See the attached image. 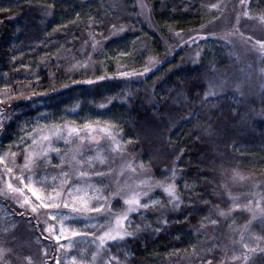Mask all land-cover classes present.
Wrapping results in <instances>:
<instances>
[{
	"label": "trees",
	"instance_id": "trees-1",
	"mask_svg": "<svg viewBox=\"0 0 264 264\" xmlns=\"http://www.w3.org/2000/svg\"><path fill=\"white\" fill-rule=\"evenodd\" d=\"M227 3L0 0L1 167L19 173L37 131L90 124L114 129L134 178L152 187L142 200L148 207L125 222L130 235L98 249L76 238L60 264H264V58L258 76L217 36L195 43L194 59L186 47L173 51L174 35L203 28ZM244 8L264 25V0ZM151 61L158 66L146 71ZM59 154L37 160L26 176L44 197L58 191ZM82 161L103 189L112 156L87 150ZM169 184L177 202L162 191ZM17 210L0 195V240L17 235L22 221L35 231L22 230L24 262L56 256L35 218ZM15 257L0 264H16Z\"/></svg>",
	"mask_w": 264,
	"mask_h": 264
},
{
	"label": "rangeland",
	"instance_id": "rangeland-1",
	"mask_svg": "<svg viewBox=\"0 0 264 264\" xmlns=\"http://www.w3.org/2000/svg\"><path fill=\"white\" fill-rule=\"evenodd\" d=\"M142 1L143 0H138L139 6ZM245 3L246 0H228L227 4L222 5L221 14L203 28L192 31L188 34L174 35L173 44H175V48L173 51L178 50L180 47H186V54H192L191 58L194 59L195 55H197V50L195 51L192 46L200 40L214 38L217 36L220 38L219 40L229 44L233 48L236 61L239 65L252 64V66L257 70V75H262L263 70L261 69L262 67L260 62L264 58V47H262V45H264V25L261 22L248 17L245 12L246 9L244 8ZM144 10H146V8H144ZM142 14L145 17L143 12ZM144 20L146 22V17ZM156 65L158 66V62L151 61L148 64L147 71H153ZM92 127L97 129L100 128L96 126ZM79 129H81L80 136L78 137L73 135L71 138H68L67 142H65L64 139L54 138L51 143V148L54 149L52 151L47 150L49 148V143L47 141L41 143L37 140L36 143H32L34 137H38L41 134H47V130L37 131L31 137L30 143L32 150L29 152L30 160H27L25 165L19 169V173L16 175L12 176L9 174L8 171L1 167L0 163V195L3 196L6 203L10 204L11 202L18 209L17 212L19 215L27 213L35 218V223L37 224L36 232L41 231L43 233L42 237L50 242L56 253V256L51 257V255H48L47 257L42 258L39 261L40 264H57V261H60L62 251H65L64 248L67 249L68 245L72 243V240L76 238L84 239V241L88 240L95 248H100L98 247L100 244L98 237L106 231L115 229L117 227L115 223L116 217L122 215L127 210L128 206L124 203V200L129 198L134 192H147L146 196H148L152 191V187L146 179L134 178L133 169L128 162L123 160V154L118 150L113 136L97 131L89 137L84 131V128ZM58 140H60L66 148H59L56 145V141ZM99 149L102 151H108V153L112 156L113 163L112 170L104 175V177H106V182L103 185V189H101L100 186H97L98 184L94 182L95 176L88 173L87 168L84 167L82 161L83 154L87 150L100 152L101 150ZM60 151H62V153H60ZM51 153H60L61 167L64 169V171H61L60 175L57 173L59 175L56 184L59 185L58 191L60 190L61 185H63L65 191L72 185H76L81 188L86 187L90 197L89 206L99 207L103 204L104 208L102 212H73L71 202L74 201L75 205L79 207L80 201L76 200L75 196L69 198L63 193L57 198V202L60 204L59 208L44 207L42 202L37 200L36 197L28 191V187L32 186L29 183H26L25 180L24 183L20 182L22 178L30 175L33 171L32 166H35V162L37 160L46 159L51 155ZM81 171L85 172L86 175L80 176ZM64 173H67V184L63 183L65 180ZM9 183L12 184L13 189H16L15 191L8 189L7 185ZM103 190L108 191V193L104 194L105 192L103 193ZM162 191L164 192V190ZM81 194L83 193L81 192ZM164 194L168 198V203L177 202V200L171 201V197H169L167 193L164 192ZM52 195L50 194L49 196ZM146 196L142 194L140 195L139 198L141 204H143L142 200ZM25 199L28 200L27 204L24 203ZM116 199L120 201L121 206L118 210H112L110 204ZM65 200H69V208H65L63 206ZM33 208L36 210L33 211ZM141 209H143V207L137 211ZM135 212H129L128 218ZM57 213L62 215L56 216L55 219H50L51 215H55ZM63 215L80 217L81 219H79V221H82L83 226L89 228L90 232L86 233V235L82 234L68 240L62 238L58 242L56 236L59 234L60 220ZM23 223L24 222L22 221L20 222L22 229L17 232V235L10 236V241L7 239L4 241L0 240V262L2 261V258L9 253H14L16 255V264H30L34 261V259H31L29 263H25L20 257V247H23L22 230L25 231V235L31 236L35 234L33 228L31 229L28 225L26 226ZM76 230L79 231V228H76ZM123 231L127 232L125 229V223ZM110 241L112 240H106L105 244ZM65 242L66 244H64ZM7 243L9 245H7ZM25 245L29 246L27 243H25ZM7 247H9V250ZM43 248L49 249L50 247L44 246ZM53 257H55L54 260Z\"/></svg>",
	"mask_w": 264,
	"mask_h": 264
},
{
	"label": "snow or ice",
	"instance_id": "snow-or-ice-1",
	"mask_svg": "<svg viewBox=\"0 0 264 264\" xmlns=\"http://www.w3.org/2000/svg\"><path fill=\"white\" fill-rule=\"evenodd\" d=\"M262 47H264V45H262ZM147 71V69H146ZM91 83V81H89ZM101 107H103V105H101ZM84 131L88 134L89 137L92 136L93 133L95 132H101V133H106L109 136H112L114 129L113 128H93L90 124H85L83 126ZM81 133V129L73 127L71 125L68 124H61L59 126H52L49 127L47 129V134H41L38 137H34L32 140V143H36L37 140H39L41 143L47 141L49 143V148L47 149L48 151H52L54 149L51 148V143L52 140L55 139H64L65 142L68 141V138H71L73 135L76 136H80ZM92 158H89V160L91 161ZM97 159H100L99 157H97ZM4 160L2 158H0V163H3ZM103 162V160L101 159V163ZM6 171L10 172L11 169H7ZM96 175H102V173L100 172H96ZM86 175L85 172L81 171L80 172V176H84ZM65 176V180H64V184H67V173H64ZM24 180H31V177H24L21 179V183H24ZM9 190H16L13 189V186L11 183H9L7 185ZM164 192L167 193V195L169 197H171V201H175L178 200V197L175 193V188L173 184H169L167 187L163 188ZM28 191L32 193L33 196L36 197L37 200L41 201L44 207H49V208H59L60 204L57 202V198L61 196V194H65L67 197L72 198L73 196H75L76 200L80 201V205L79 207H77L75 205V202L72 201L71 202V207H72V211L73 212H86V211H94V212H102L104 205L101 204L99 207L96 206H89V201H90V197L88 194V191L85 188H81L78 187L76 185H72L70 187H68L65 191L63 185H61L60 190L57 191L55 188L53 189L54 192V196H48V197H42L35 188L32 187H28ZM81 192L83 194H81ZM147 195V192L144 193H133L129 198L124 200V203L128 206L127 210L120 216L116 217L115 219V223L117 225V227L115 229H111L109 231L104 232L102 235H100L98 237L100 244L98 247H103L106 240H123L125 238V236L130 235V233H127L125 231H123L124 229V223L128 220V213L129 212H135L138 209H140L141 207L143 208H147L148 204L144 203L141 204L140 201V195ZM170 201V202H171ZM25 204L28 203V200L25 199L24 201ZM63 206L65 208H69L70 207V202L69 200H65ZM36 209L33 208V211H35ZM221 215H224L223 212L220 213ZM58 215H62L60 213H57L55 215H51L50 219H55L56 216ZM81 219L80 217L77 216H71V215H63L62 219L60 220V230H59V234L56 236L57 241L59 242L60 239H65L68 240L72 237H76L79 235H82L81 232H79L78 230H76L75 226L71 223V221H76ZM65 221H69V223H65ZM214 222V221H213ZM86 235V233H83ZM243 239V237H242ZM68 247H71V244L68 245ZM245 247L247 248V245H245ZM254 251V249H253ZM93 259H95V257H93ZM245 259H247V257H245ZM57 264H60L59 261H57ZM73 264H75V259H73Z\"/></svg>",
	"mask_w": 264,
	"mask_h": 264
}]
</instances>
